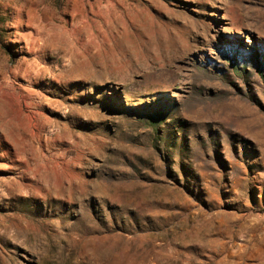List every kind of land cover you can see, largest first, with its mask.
Listing matches in <instances>:
<instances>
[{
  "label": "rangeland",
  "instance_id": "rangeland-1",
  "mask_svg": "<svg viewBox=\"0 0 264 264\" xmlns=\"http://www.w3.org/2000/svg\"><path fill=\"white\" fill-rule=\"evenodd\" d=\"M0 264H264V0H0Z\"/></svg>",
  "mask_w": 264,
  "mask_h": 264
}]
</instances>
